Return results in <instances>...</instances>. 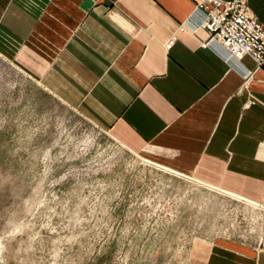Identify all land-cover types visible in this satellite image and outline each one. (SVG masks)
<instances>
[{
  "label": "crops",
  "instance_id": "0c3cea01",
  "mask_svg": "<svg viewBox=\"0 0 264 264\" xmlns=\"http://www.w3.org/2000/svg\"><path fill=\"white\" fill-rule=\"evenodd\" d=\"M200 1L0 0V55L124 144L147 149L149 163L260 204L264 62H233L204 45L207 33L190 24ZM247 9L264 26V0ZM196 252L199 264H264L227 241Z\"/></svg>",
  "mask_w": 264,
  "mask_h": 264
},
{
  "label": "rangeland",
  "instance_id": "374dc122",
  "mask_svg": "<svg viewBox=\"0 0 264 264\" xmlns=\"http://www.w3.org/2000/svg\"><path fill=\"white\" fill-rule=\"evenodd\" d=\"M148 161L0 55V264H199L217 241L264 259V201Z\"/></svg>",
  "mask_w": 264,
  "mask_h": 264
},
{
  "label": "built area",
  "instance_id": "2783aa9c",
  "mask_svg": "<svg viewBox=\"0 0 264 264\" xmlns=\"http://www.w3.org/2000/svg\"><path fill=\"white\" fill-rule=\"evenodd\" d=\"M190 24L194 30L207 33L204 45H213L228 60L238 63L248 56L257 66L263 64L264 26L249 14L247 0H201L195 5ZM172 43L173 39L168 45Z\"/></svg>",
  "mask_w": 264,
  "mask_h": 264
}]
</instances>
